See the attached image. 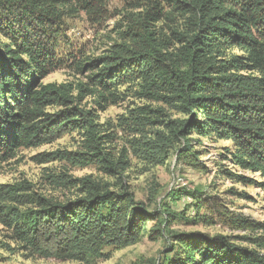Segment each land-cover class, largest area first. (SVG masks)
<instances>
[{"label":"trees","instance_id":"obj_1","mask_svg":"<svg viewBox=\"0 0 264 264\" xmlns=\"http://www.w3.org/2000/svg\"><path fill=\"white\" fill-rule=\"evenodd\" d=\"M105 2L0 0V34L7 41L0 45V167L22 148L79 131L82 149L46 152L37 159L95 166L108 179L64 175L61 183L78 191L66 200L35 192L27 181L2 185L3 229L20 248L45 258L87 262L103 257L107 246H131L148 232L178 246L162 264H264V233L239 237L252 247L222 234L176 231L179 220L190 222L188 205L180 204L188 191L169 192L149 210L158 190L151 189L146 204L126 183L130 150L145 163L160 165L198 130L230 139L234 164L259 174L264 186V0H168L169 10L150 4L128 13L126 29L106 53L75 66L79 73L87 69V80L45 82L60 63L50 41L64 8L99 16ZM165 19L182 23L159 26ZM126 84L138 86L139 98L189 118L171 120L163 106L129 110L134 137L130 149L117 155L114 135L99 122L98 112L119 104ZM88 96L95 106L83 105ZM186 146L190 156L189 142ZM247 226L264 230L262 223Z\"/></svg>","mask_w":264,"mask_h":264},{"label":"rangeland","instance_id":"obj_2","mask_svg":"<svg viewBox=\"0 0 264 264\" xmlns=\"http://www.w3.org/2000/svg\"><path fill=\"white\" fill-rule=\"evenodd\" d=\"M168 0H106L102 14L89 15L78 8L77 11L64 8L63 17L58 21V31L51 39V48L60 61L45 79V82H78L87 80L86 68L79 73L75 66L88 63L106 53L120 39V33L126 29L128 13L139 12L147 6L160 3L166 10L170 7ZM136 5H140L136 8ZM182 19L174 22L167 19L158 25L180 24ZM181 27V26H180ZM7 43L0 34V45ZM233 53L240 54V50ZM136 84H126L120 88L123 100L98 112L99 122L106 131L114 135L113 147L118 155L124 148L130 149L129 141L134 137L130 129L131 114L129 110L140 105H151L154 108L163 106L166 117L171 120L186 119L162 102L141 99L136 94ZM87 107L95 106L93 98L83 101ZM52 110V109H51ZM150 129V128H148ZM176 148L172 149L168 159L160 165H149L136 158L129 151L132 160L127 171L126 183L136 199L150 203L151 189L158 190L157 201L149 204V210H155L162 198L169 192L185 190L190 194L180 202L181 208L188 205L187 220H179L173 229L183 232H201L209 235H226L231 241L241 245L252 246L247 240L239 237H255L264 233L262 229H253L250 223L264 224V186L259 174L242 170L234 164L230 156V139H219L214 134L205 136L193 130ZM84 136L79 131L69 132L54 142L32 148L20 149L16 156L0 167V187L27 181L35 192L59 199H74L78 196L76 187L61 183L63 176L82 178L92 176L93 179H107V176L95 166L74 165L57 159L40 162L37 157L42 153L55 151H76L82 149ZM191 147L190 156L186 145ZM231 172L233 175L227 174ZM239 175L250 177L245 183ZM68 179V178H67ZM195 196V197H194ZM193 203V204H192ZM152 224H149V228ZM148 228V229H149ZM172 239L152 238L145 232L135 244L124 248L107 246L104 256L89 261L62 260L45 258L23 250L9 237L0 224V264H162L166 258L173 257L178 246ZM255 247V246H252ZM174 250V251H173Z\"/></svg>","mask_w":264,"mask_h":264}]
</instances>
